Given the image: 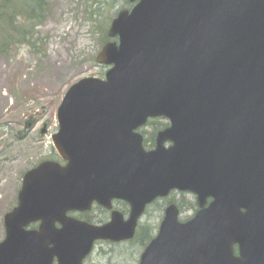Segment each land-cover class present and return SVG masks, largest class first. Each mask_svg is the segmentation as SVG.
I'll return each instance as SVG.
<instances>
[{
	"label": "water",
	"instance_id": "obj_1",
	"mask_svg": "<svg viewBox=\"0 0 264 264\" xmlns=\"http://www.w3.org/2000/svg\"><path fill=\"white\" fill-rule=\"evenodd\" d=\"M128 1L95 57L104 77L78 79L57 108L64 163L26 170L2 215L0 264H83L95 241L132 238L172 189L198 210L180 221L169 205L138 264H264V0ZM157 116L169 124L146 150L139 128ZM113 199L126 219L67 214Z\"/></svg>",
	"mask_w": 264,
	"mask_h": 264
},
{
	"label": "rangeland",
	"instance_id": "obj_2",
	"mask_svg": "<svg viewBox=\"0 0 264 264\" xmlns=\"http://www.w3.org/2000/svg\"><path fill=\"white\" fill-rule=\"evenodd\" d=\"M10 1L16 14L5 21L12 30L0 40V240L2 214L16 204L23 173L41 160H58L50 138L64 93L82 77L104 76L107 66L95 57L110 20L130 6L128 0H40L42 11L29 20L23 3L30 0ZM43 124L45 131L39 134ZM175 198L188 202L181 219L193 214L191 193ZM95 213L96 208L88 216ZM156 215L151 206L139 220L140 237L128 244L98 242L84 264H137L141 236L154 232Z\"/></svg>",
	"mask_w": 264,
	"mask_h": 264
},
{
	"label": "flooded vegetation",
	"instance_id": "obj_3",
	"mask_svg": "<svg viewBox=\"0 0 264 264\" xmlns=\"http://www.w3.org/2000/svg\"><path fill=\"white\" fill-rule=\"evenodd\" d=\"M168 124H169L168 120L165 119L164 117H161V116H157V117H153V118H148L147 119L145 124L140 128V132L143 135L144 148L146 150L152 149L155 146V138H156L157 132L159 130H161V129H164L166 126H168ZM44 126H46V124H43V127H42L45 130ZM40 130H39V134H40ZM169 144H170V142H165L166 146H168ZM61 163H63V162L61 161ZM184 193H185L184 191L172 189L166 195L157 196L151 202L147 203L145 208H144L143 213L138 218V221H137V224H136V228H135V232H134V235H133L132 238L126 239V240L117 241V242L108 241V240H97V241H95V243L93 245V248L98 242L106 243L107 245L111 246V245H119V244H128V243L132 242L133 240H136L138 238V236H139V233H140L139 232V220L148 211V209L151 206H153V209H154V211L157 214L156 215V224L154 226V232H153V230L150 231L151 232L150 233L151 236L149 234V231L143 232V233H147L148 236L143 234L141 236V240L142 241L145 240V239L143 240L144 236L148 237V239H149L148 242L153 237L156 236V234L159 231L160 224H161V222H162V220L164 218L165 210L171 204L176 205V207L178 209V219L179 220L186 221V220L190 219L194 215V213L198 210V205H197V202H196L195 195H193L191 193L193 195V197H194V202H193V204H191V205H193V208H194L193 211L194 212H193L192 215L184 217V219H181V213L183 212L184 208H187L188 202L181 203V199L175 198V195L176 194L183 195ZM209 201H210V198L207 199V202H209ZM94 208L98 209L99 213L98 214L95 213V214H92V216H88L93 211ZM113 210H118L122 214L123 219H126L128 217V215H129L130 208H129V205H128L127 202H125L123 200H120V199H113L112 200V206L109 209L104 208L101 205H98L97 203H93L89 210H86V211H69L67 214L71 215V216H73L75 218H78V219H81V220H85V221H87L89 223H92V224H95V225H102V224H105L106 222H108L110 220L111 212ZM101 213H103L104 216L101 215ZM37 226H38V222H34V223H31V224L28 225L29 228H36ZM56 226L58 227L59 224L56 223ZM143 247H142V250H143ZM142 250H141V252H142ZM141 252H140V254H141ZM234 253L237 254V247L236 246L234 247ZM140 254H139V257H138V260H137V264L139 262ZM52 264H56V260L55 259H54ZM83 264H84V262H83Z\"/></svg>",
	"mask_w": 264,
	"mask_h": 264
},
{
	"label": "trees",
	"instance_id": "obj_4",
	"mask_svg": "<svg viewBox=\"0 0 264 264\" xmlns=\"http://www.w3.org/2000/svg\"><path fill=\"white\" fill-rule=\"evenodd\" d=\"M24 10H26V13L24 12V16L26 14L27 19H34L37 17L38 12L42 11L43 2L40 0H30L27 4L23 3ZM28 9V11H27ZM16 14V6L12 3L10 0H0V40H3V38H7V33H9L10 28L9 21H5V18H11L13 15ZM105 40H107V35L105 33ZM3 42L0 43V51H3ZM144 244V241H142Z\"/></svg>",
	"mask_w": 264,
	"mask_h": 264
}]
</instances>
